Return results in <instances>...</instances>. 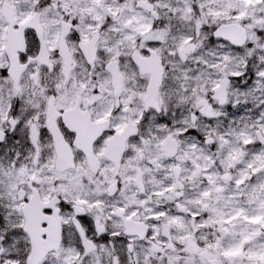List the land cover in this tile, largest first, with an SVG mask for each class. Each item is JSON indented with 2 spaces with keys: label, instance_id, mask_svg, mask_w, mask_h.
Instances as JSON below:
<instances>
[{
  "label": "flooded vegetation",
  "instance_id": "flooded-vegetation-1",
  "mask_svg": "<svg viewBox=\"0 0 264 264\" xmlns=\"http://www.w3.org/2000/svg\"><path fill=\"white\" fill-rule=\"evenodd\" d=\"M123 2L153 11L148 0H0V264H103L210 232L200 224L222 195L206 175L226 150L201 104L217 114L214 88L167 54L177 20L141 26ZM253 41L264 97V40ZM153 50L164 64L156 100Z\"/></svg>",
  "mask_w": 264,
  "mask_h": 264
},
{
  "label": "rangeland",
  "instance_id": "rangeland-1",
  "mask_svg": "<svg viewBox=\"0 0 264 264\" xmlns=\"http://www.w3.org/2000/svg\"><path fill=\"white\" fill-rule=\"evenodd\" d=\"M158 2L163 7L166 6L165 10L170 12L176 10V13L178 12L175 1L158 0ZM251 2L250 0H182L184 10L178 15L184 18L187 24L183 26V33L181 34L180 40H178L177 46L180 47L183 44H187L192 38L196 37L198 41L193 54H190V56L196 57L198 55L204 57L207 59L206 62L209 65L215 67L213 78L216 86L224 74L234 76L240 82L239 78L245 71V66L247 65L246 57L248 58L251 55L252 57L258 58V55L255 52V44L242 50H234L227 48L224 43H216L211 48L206 49L204 43L201 42L206 37L204 36L205 28L203 27L211 24L213 21L220 22L229 17L231 19L245 17L251 25L259 23L261 18L257 16L253 8L247 7L246 5V3L250 4ZM144 19H141V26H146ZM200 22L203 25L200 26ZM251 68L253 70L255 69L256 72L255 82L247 87L244 85L242 88L240 85L232 87L230 89V101L232 103L243 102L245 100L250 102L252 106L259 103L261 98L259 94L260 78L257 75L259 71L254 64L251 65ZM188 70L185 69L184 72ZM191 76L194 78V75ZM261 99L264 101L263 98ZM236 106L242 111L248 112L250 110L249 108H245L246 106L244 107L243 104ZM260 121V125L264 131V116ZM215 131L216 135L222 136L224 129H217L216 122ZM237 132L244 134V130L240 128L237 129ZM241 142H244V140H241ZM236 149L237 146L232 142V145H230L232 160L236 157ZM256 154L260 155L259 159L256 157L254 159L253 156L245 157L244 161L247 165L234 167L235 173L233 175V179L236 182L248 177L249 174L255 176L253 184L247 187L251 197L254 199L253 207L244 210L238 207L234 199H232L230 211L231 221H216V224L226 234L219 236V240L217 239L216 243L210 244L209 248L210 250L214 249L222 257L215 259L213 256H203V250H199L195 254L187 250H184L183 254L179 251L175 253L169 250L166 255L168 264H220V259H223L225 264H264V148H261V151ZM249 166L252 169L251 173L246 171V168ZM260 186L263 187V195L258 193L256 195L255 192ZM142 253L143 255L147 254L143 250ZM143 255L142 259H144ZM124 257L126 258L124 262L128 264L129 256L125 254Z\"/></svg>",
  "mask_w": 264,
  "mask_h": 264
},
{
  "label": "water",
  "instance_id": "water-1",
  "mask_svg": "<svg viewBox=\"0 0 264 264\" xmlns=\"http://www.w3.org/2000/svg\"><path fill=\"white\" fill-rule=\"evenodd\" d=\"M229 30H230V27L222 26L219 28L218 35L223 36V37L225 36L224 38L229 39L236 44H240L243 41L242 39L243 36L241 32L233 31V33L231 34Z\"/></svg>",
  "mask_w": 264,
  "mask_h": 264
}]
</instances>
